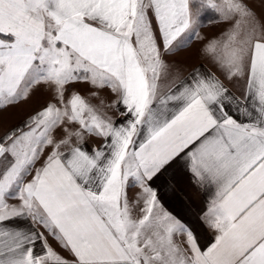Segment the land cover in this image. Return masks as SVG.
I'll use <instances>...</instances> for the list:
<instances>
[{"label": "snow or ice", "instance_id": "6c2138e0", "mask_svg": "<svg viewBox=\"0 0 264 264\" xmlns=\"http://www.w3.org/2000/svg\"><path fill=\"white\" fill-rule=\"evenodd\" d=\"M207 12L226 25L202 49L219 75L181 79L165 57L204 39ZM40 88L50 101L0 134V264H264L250 0H0V115ZM179 163L210 193L204 246L154 186Z\"/></svg>", "mask_w": 264, "mask_h": 264}, {"label": "crops", "instance_id": "0c3cea01", "mask_svg": "<svg viewBox=\"0 0 264 264\" xmlns=\"http://www.w3.org/2000/svg\"><path fill=\"white\" fill-rule=\"evenodd\" d=\"M225 27L226 25L219 23H210L202 26L199 32L200 36L204 39L193 38L186 47L165 57L172 69L174 71H179L181 79L190 80L192 74L197 71L201 73H217L219 75L218 69L210 58L203 54L202 49L210 39L219 37ZM182 55L184 56L183 58ZM77 87L82 94L87 95V86L78 85ZM102 95H104L109 102L114 98L107 90H105ZM49 101V93L45 89L40 88L26 103L22 102L15 107L9 108L7 112L0 115V134L9 128L21 125L29 114L45 106ZM91 102L93 104L99 103L97 100H92ZM7 113H14V115H16L13 121H6L5 116ZM22 114H24V118H22ZM109 114L112 115L113 119L117 122L121 119L116 113L110 112ZM98 144L99 141L90 139L87 143V147L91 150L93 146ZM36 166L39 167L40 164L38 163ZM154 186L158 189V196L163 206L174 216L187 223L200 238L201 245H206L212 239V233L202 224L200 215L206 206V201L210 197L209 191L198 188L195 185L192 181L191 174L186 170L183 163L176 164L170 168L168 173L156 181ZM132 191L134 193L136 190ZM15 202L16 201H11V203ZM51 242L61 255L65 256V258H71L69 254L60 249L54 241Z\"/></svg>", "mask_w": 264, "mask_h": 264}, {"label": "rangeland", "instance_id": "374dc122", "mask_svg": "<svg viewBox=\"0 0 264 264\" xmlns=\"http://www.w3.org/2000/svg\"><path fill=\"white\" fill-rule=\"evenodd\" d=\"M250 3L254 7V9L256 10V12L258 14H262V12L264 13V4L261 3V0H250ZM207 13H208V16L207 17L206 16L203 17V15L201 17V21H202L203 26L210 24L211 23L210 21H212V20L215 19V15L213 13H211V12H207ZM183 57L184 56L182 55V58ZM24 114H22V118L25 117ZM14 116H16V115H14V113L13 114L7 113L6 116H5V119H6V121H8V120L9 121H13L14 120L13 119Z\"/></svg>", "mask_w": 264, "mask_h": 264}, {"label": "trees", "instance_id": "16d2710c", "mask_svg": "<svg viewBox=\"0 0 264 264\" xmlns=\"http://www.w3.org/2000/svg\"><path fill=\"white\" fill-rule=\"evenodd\" d=\"M204 16H206V17H207V16H208V13H205V14H203V17H204Z\"/></svg>", "mask_w": 264, "mask_h": 264}]
</instances>
